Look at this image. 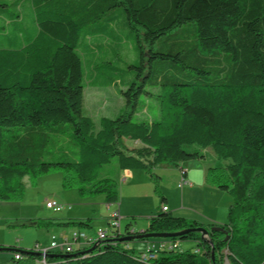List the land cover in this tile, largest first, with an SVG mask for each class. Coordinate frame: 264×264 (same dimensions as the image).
Listing matches in <instances>:
<instances>
[{
	"label": "trees",
	"instance_id": "1",
	"mask_svg": "<svg viewBox=\"0 0 264 264\" xmlns=\"http://www.w3.org/2000/svg\"><path fill=\"white\" fill-rule=\"evenodd\" d=\"M123 47L136 59L121 72L113 60ZM125 72L132 77L120 89L123 108L96 127L83 111L85 81L111 86ZM142 97L157 103L158 117H136ZM194 145L225 161L207 172L232 199L225 234L167 238L177 247L144 261L128 242L161 238L121 240L139 233L128 221L91 251L50 252L44 264H264V0H0V201L21 194L24 176L62 170L80 193L103 192L107 204L117 203V181L97 177L116 158L118 172L150 176L159 205L146 232L209 230L217 224L163 209L155 172L202 159L185 149ZM184 240L196 247L178 250ZM0 250L26 263L40 256Z\"/></svg>",
	"mask_w": 264,
	"mask_h": 264
},
{
	"label": "rangeland",
	"instance_id": "2",
	"mask_svg": "<svg viewBox=\"0 0 264 264\" xmlns=\"http://www.w3.org/2000/svg\"><path fill=\"white\" fill-rule=\"evenodd\" d=\"M135 55L134 51L129 48L119 53L113 62L123 72L127 69L126 66L136 59ZM127 73L125 72L123 76H119L122 82L117 80L111 86H92L85 81L83 111L93 119L96 127L102 116L114 117L123 108L124 99L120 89L123 88L125 82H127L126 80L132 77L130 73ZM153 92L156 93L155 90ZM158 115L159 107L157 103L153 99L142 97L141 107L136 117L150 120L151 118L158 117ZM191 147L186 146L185 149L190 150ZM203 161L205 164L214 167L222 166L225 163V161L215 158L210 148H206L205 160ZM155 172L163 178H179L180 176L176 168L164 165L156 168ZM117 173L116 158H112L110 163L99 167L97 172L98 178L111 177L117 181L118 201L114 204L106 203V194L103 192L80 193L77 184L65 182L62 170H52L48 173L37 174L36 176H24L22 178L24 188L21 194L11 201H0V246L4 248L32 249L35 245H39L40 248H45L49 246L51 233L59 236L61 231L67 230L66 232L69 234L70 230L72 231L73 229H79V231L85 232L87 236L95 237V233L99 228L107 226V218L114 211H117L122 220L121 230L124 229L125 223L128 221L131 222L130 225L132 227L144 225L145 221L155 214L159 205L158 197L150 190L149 193L145 191L141 193L142 197H139L137 194V198L133 200L125 198L124 194L126 190L119 187L121 178L117 177ZM139 173L145 177V181L151 182L148 173L143 170ZM143 176L140 177V180L143 179ZM163 185L170 187L171 179L162 181ZM170 189H173V187H170ZM177 189H179V186H177ZM194 193L193 196H190L191 194L188 195L186 201L199 206L198 209H194L195 211L202 214L200 212V205H202L201 197L204 195V205L207 212L213 213L215 211L219 216L217 220L219 224L226 222L231 197L225 191L220 190V192L213 193L209 188L199 191L195 190ZM218 193L220 194L218 195ZM168 196L169 200H173L176 198V192L168 191ZM46 200H55L62 206L61 210L54 211L51 208H47L45 205ZM33 219H43L51 223L82 220L84 222L88 221V225L82 227H66L56 224L45 226L31 224L30 221ZM154 243L158 244V240L155 239ZM178 244V250L194 249L196 247V242L193 240L179 241ZM74 246L76 247L77 245L74 244ZM223 252L225 253V250ZM25 263L23 260H14L11 251L0 250V264ZM223 264H228V262L224 259Z\"/></svg>",
	"mask_w": 264,
	"mask_h": 264
},
{
	"label": "crops",
	"instance_id": "3",
	"mask_svg": "<svg viewBox=\"0 0 264 264\" xmlns=\"http://www.w3.org/2000/svg\"><path fill=\"white\" fill-rule=\"evenodd\" d=\"M192 150H198L200 152V154L203 155V158L181 163L176 168L180 173L179 178L178 177H165L166 178L165 179V178L160 176L161 179L159 181V188H160L162 195L165 197V202L162 204V206L163 205L167 206V208H168L167 210L173 216H180V217L195 219V220H197L201 223H204V224L211 223V224L220 225L217 222V220L219 219L218 214L215 211L213 213L207 212L205 205H204L205 204L204 195H202V197H201V204L202 205H200V212L203 215L200 214L198 211L194 210V209H198L199 206H195L194 204L186 201V197L190 194H191L190 196H193L195 194L194 193L195 190L199 191V190H204V189L210 188L213 193L220 192V189L211 185L207 181L208 169L210 167H214V166L207 165L203 161V160H205L206 148H200V147H197L194 145L191 147L190 151H192ZM224 164L222 166H224ZM222 166H219V167H222ZM140 171L141 170L123 169V170H119V172L117 173V175H118L117 177L121 178V182L119 184V187L121 189L124 188L126 190L124 197L129 198V200H133V199L137 198L138 195H139V197H142L141 193H144V191L147 193H149L150 190H151V192L153 191L152 190V182L145 181V179H144L145 177L139 173ZM141 176H143L142 180H140ZM167 178L171 179V186L170 187H173V189H170V187H168V186L167 187L164 185L162 186V181L170 180ZM144 182H146V183H144ZM165 182H167V181H165ZM177 186H179V189H177ZM168 191L169 192L171 191L173 193L176 192V198H174L173 200H169ZM136 192H138V193H136ZM219 194L220 193H218V195ZM156 201H157V199H156ZM231 201H232V199H231ZM150 217L147 219V221H145V224L142 226L132 227L130 225L131 222L129 221L128 222L129 223L128 224L129 229L134 230V231L145 230L148 226ZM205 221H206V223H205ZM207 221H209V222H207ZM121 222H122V220L120 218V228L122 225ZM125 225H126V223H125ZM66 231H61L59 236L60 235H67L68 232H66ZM51 235H55V234L51 233ZM149 242H150V240L130 241V242H128L127 246L132 248V249H135L137 251H143L147 248ZM77 247L80 248L81 251H84L89 246L84 244L83 241H80ZM77 247H75V248H77ZM25 264H35V263H34V261H30V262H27Z\"/></svg>",
	"mask_w": 264,
	"mask_h": 264
},
{
	"label": "built area",
	"instance_id": "4",
	"mask_svg": "<svg viewBox=\"0 0 264 264\" xmlns=\"http://www.w3.org/2000/svg\"><path fill=\"white\" fill-rule=\"evenodd\" d=\"M45 205L47 208H51L54 211H59L62 208V206L55 200H46ZM163 209L166 210L167 207L163 206ZM117 229H120V217L117 211H114L107 218V226L105 228H99L95 233V237L87 236L85 232H81L79 229H73L67 235H51L48 247L40 248L39 245H35L29 250L40 254L39 258L34 261L35 264H44L46 261V255L50 252H72L74 244L78 246L80 241H83L87 246H95L101 241L115 238L116 234L114 231ZM171 247L176 248L177 243H174L169 239H160L158 240V244L154 243L148 245L144 251L139 253V258L144 261L151 260L157 255L158 250L170 249ZM195 252H198V249H195ZM22 257L23 255L21 253L14 254L15 259H22Z\"/></svg>",
	"mask_w": 264,
	"mask_h": 264
},
{
	"label": "water",
	"instance_id": "5",
	"mask_svg": "<svg viewBox=\"0 0 264 264\" xmlns=\"http://www.w3.org/2000/svg\"><path fill=\"white\" fill-rule=\"evenodd\" d=\"M209 231H220L222 233H226V231L222 228L221 225H216V226H212L210 227V229H206L204 227H190V228H186L177 232H172V233H168V232H162V233H154V232H146L145 230L142 231H138L139 233L137 234H130V233H125L124 236L121 237V240L124 241H130V240H135V239H142V238H161V239H166V238H172V237H178L180 235H184L187 234L188 232H200L202 233V237L206 238ZM94 246H92L91 248H89L87 250V252L91 251L93 249ZM24 254L25 253H36L34 251H31L29 249H23L21 250ZM212 252H213V246H212Z\"/></svg>",
	"mask_w": 264,
	"mask_h": 264
}]
</instances>
